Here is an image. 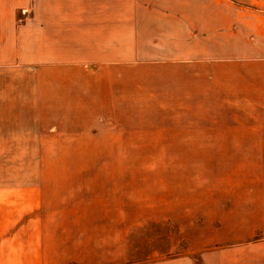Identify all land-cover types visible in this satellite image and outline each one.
I'll return each mask as SVG.
<instances>
[{
	"label": "rangeland",
	"instance_id": "obj_1",
	"mask_svg": "<svg viewBox=\"0 0 264 264\" xmlns=\"http://www.w3.org/2000/svg\"><path fill=\"white\" fill-rule=\"evenodd\" d=\"M215 5L222 59L140 51L55 77L39 111L21 82L0 91V264H264V65L238 56L264 55V0Z\"/></svg>",
	"mask_w": 264,
	"mask_h": 264
},
{
	"label": "crops",
	"instance_id": "obj_2",
	"mask_svg": "<svg viewBox=\"0 0 264 264\" xmlns=\"http://www.w3.org/2000/svg\"><path fill=\"white\" fill-rule=\"evenodd\" d=\"M200 2L0 0V85L5 83L0 91L12 90L15 82H21L34 110L44 97L52 96L45 91L54 89L55 77H102L97 72L103 65L134 62L142 56L154 59L156 50L162 51L164 62L222 59L214 51L232 50L231 37L226 36L230 9L223 5L216 15L215 0ZM216 34L226 39L218 40L220 46L215 43ZM251 47L239 49V59L245 65H264L262 45ZM166 51L175 52L168 55ZM224 57L231 58V53ZM222 257L221 262L218 256H209L207 264L237 262L230 254L222 253ZM262 257L261 252L256 254L255 264H263ZM248 260L240 259V263L248 264Z\"/></svg>",
	"mask_w": 264,
	"mask_h": 264
}]
</instances>
